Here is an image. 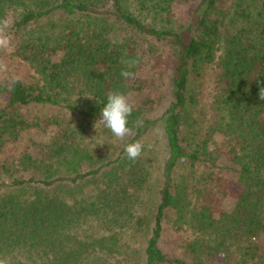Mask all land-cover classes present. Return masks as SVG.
<instances>
[{"label":"trees","instance_id":"16d2710c","mask_svg":"<svg viewBox=\"0 0 264 264\" xmlns=\"http://www.w3.org/2000/svg\"><path fill=\"white\" fill-rule=\"evenodd\" d=\"M240 1L228 20L220 10L221 0H0V19L9 20L6 34L11 36L6 47L10 55L0 54V64L5 59L35 74L30 82L0 75V152L29 126L22 107H61L96 123L110 93H124L130 102L133 88L120 73L127 69L134 75L141 67L131 40L166 44L176 61L162 121L167 157L141 263L207 264L208 258L223 254L224 264H264V100L259 98L264 87V0ZM179 4H190V14L184 22L173 23ZM131 61L135 64L128 67ZM210 65L216 73V124L201 132L187 122L197 106L193 81ZM133 105L129 127L140 138L154 122ZM138 119L142 123L136 124ZM186 124L194 129L188 137ZM214 136L221 143L218 157L209 151ZM90 149H75L62 161L53 158L40 178L15 177L5 166L8 183L0 171V259L7 264H99L91 262L90 255L105 252L108 258L118 252L105 243L96 248L89 241L92 236L77 237L88 221L109 232L110 211L114 232L142 225L135 215L136 190L131 189L141 182L139 172L131 170L139 161L117 172L128 159L123 149L106 166L81 174L76 168L82 162L94 165ZM220 150H227L228 158ZM57 162L68 166V176ZM109 166L110 182H102L99 191L84 200L75 199L74 189L82 182H99ZM180 166L235 173L243 186L241 197L232 210L217 212L216 195L211 197L207 190L211 173L190 198L184 181H178ZM122 212L128 218L119 222ZM170 214L177 216L176 223L193 222L199 231L193 240L175 237L183 257L162 247L169 241L165 221Z\"/></svg>","mask_w":264,"mask_h":264},{"label":"rangeland","instance_id":"374dc122","mask_svg":"<svg viewBox=\"0 0 264 264\" xmlns=\"http://www.w3.org/2000/svg\"><path fill=\"white\" fill-rule=\"evenodd\" d=\"M240 4V0H221L220 10L228 14L229 20L233 12L236 9L239 10L238 6ZM190 9V4H179L173 14V23L174 21L176 23L184 22V19L190 14ZM131 42L138 50L141 67L133 76L128 78V82L133 88L130 94V96L132 95L130 102L140 107V115L143 118L154 122V126L145 136L136 138V135L131 133L125 140L120 141L115 139L111 132L102 125H98L96 129L94 127L95 123H90L81 117L70 114L61 107L32 104L21 109V113L29 126L21 132L15 141L9 142L0 152L1 173L4 172L3 168L6 166L11 169L15 177L30 178L36 176L40 178L44 175L42 170L48 169L47 165H51L53 158L59 160L64 155L69 158L73 153L68 152H74L75 149L89 151L92 148L91 152L95 153L96 156L94 165L93 163L82 162L80 167L76 168L83 174L88 170L106 166L108 162L117 159L125 149L126 144L135 141L142 143L141 155L135 160L126 158L117 170V172L125 171L135 162H141L140 166L138 162V166L131 167V170L136 169L139 172L138 177L141 179L138 186L131 189L136 190L134 199L139 203L135 215L138 222H142V225L134 231L128 230L127 227H120L123 230L122 232H114V228L110 223L112 212L109 211V229H107L109 232H103L101 225L97 222L89 221L83 226L85 232H76L77 237L80 239L79 236L82 235L85 237L92 236L89 241L95 242L96 248H100L105 243L104 246H109V249L118 252L114 255L109 254L108 258L104 256L105 252L90 255L89 260L99 264H140L142 262L143 251L150 232H152L154 215L159 203V191L163 181V166L167 157L162 121L171 99L169 78L176 61L172 57L170 47L166 44L147 41L141 37L133 38ZM0 54L4 58L6 55H10L7 48H0ZM4 60H2V64L5 67L0 69L1 76H17L18 79L23 81H32L35 75L33 70L27 71V68L23 65L20 66L13 62L10 65L8 61ZM215 78V66L210 65L205 68L201 77L195 78L193 81L197 106L187 124H193L192 127L194 126L197 131L204 132L205 129L209 130L210 127L214 129L216 124L214 96L217 86ZM187 124L185 127L187 133L194 130H191V127ZM187 133L185 135L188 137L190 133L188 135ZM220 144L217 136H214L209 142V151H215L216 157H218ZM220 151L226 156L227 150ZM55 165L60 168L64 176H68V166L58 162ZM108 169L109 171L106 174L97 178L100 180L99 182L94 180L86 183L82 182L78 188L74 189V194H77L75 199L84 200L91 193H97L100 184H103L102 182H110L111 166ZM178 172V181L180 183L184 181V184H186L184 187L190 198L197 196L198 191L201 190L200 186L205 183L208 174L211 173L209 175L210 185L207 190L211 197L216 195L217 204L215 207L217 212L232 210L243 192V186L238 181V176L235 173H223L204 166L195 168L180 166ZM7 176L6 173H3V180L10 183ZM121 218L119 222L127 219L128 214L122 212ZM176 222V215L172 216L170 214L169 218L166 219L165 229L168 237L166 240L169 241H164L162 247L174 257H183L181 248L174 242L177 239L175 237L178 234L179 238L188 239L191 237L190 239L193 240L194 232L199 231L193 222ZM128 232L137 233L130 236ZM70 243L72 241L67 243V246ZM223 259V254L218 255L215 259L208 258L207 264H224Z\"/></svg>","mask_w":264,"mask_h":264},{"label":"clouds","instance_id":"9594fccd","mask_svg":"<svg viewBox=\"0 0 264 264\" xmlns=\"http://www.w3.org/2000/svg\"><path fill=\"white\" fill-rule=\"evenodd\" d=\"M10 23L8 19H0V48H6L11 42V36L6 34ZM135 61L128 62V67L134 66ZM5 65L0 64V69ZM120 75L128 79L133 75L127 69H122ZM91 97V96H89ZM259 98L264 100V87H261ZM134 105L129 102L127 95L121 92H112L107 97V102L103 106L100 119L96 121L94 127L102 125L105 129L111 132L112 136L120 141L125 140L132 133V128L129 127V117L132 115ZM136 124L142 123L139 119ZM143 150V145L140 141L128 143L125 146V153L130 160L137 159ZM0 264H7L6 259H0Z\"/></svg>","mask_w":264,"mask_h":264}]
</instances>
